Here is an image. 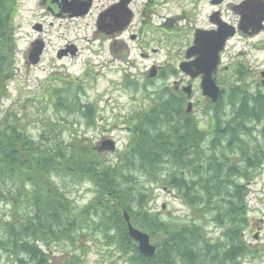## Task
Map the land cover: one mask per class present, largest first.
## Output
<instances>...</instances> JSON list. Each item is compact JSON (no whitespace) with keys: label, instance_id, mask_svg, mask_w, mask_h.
<instances>
[{"label":"trees","instance_id":"1","mask_svg":"<svg viewBox=\"0 0 264 264\" xmlns=\"http://www.w3.org/2000/svg\"><path fill=\"white\" fill-rule=\"evenodd\" d=\"M16 10L17 0H0V203L10 206L9 218L0 220V250L11 253L18 264L23 260L17 255L45 264L37 240L73 242L87 219L97 217L95 228L107 235L115 227L118 247L128 249L125 254H132L133 264H243L246 257H254L258 250L244 238L247 195L264 151L244 135L262 124L259 132L264 137V96L235 88L230 95L234 113L225 119L221 92L204 110L211 120L209 132L186 112L180 94L164 89L148 109L132 115L127 145L115 163L84 141L64 142L53 122L34 138L15 111L1 110L14 76ZM65 85L64 92L54 91V107L92 121L94 106L80 102L77 90H72L75 85ZM56 174L86 177L95 189L92 201L74 214L71 201L52 180ZM142 177L175 190L197 217L183 223L151 213L147 202L152 191L140 183ZM124 211L131 225L147 233L156 246L151 258L138 253ZM210 215L220 229L215 238L203 224Z\"/></svg>","mask_w":264,"mask_h":264},{"label":"rangeland","instance_id":"2","mask_svg":"<svg viewBox=\"0 0 264 264\" xmlns=\"http://www.w3.org/2000/svg\"><path fill=\"white\" fill-rule=\"evenodd\" d=\"M17 1L18 11L13 19L17 44L14 76L8 83V96L2 101L1 110L15 111L21 123L25 125L28 135L37 138L43 131L44 125L53 122L56 125V133L66 143L77 139L93 147L101 148L104 141L111 140L114 142V151L105 149L100 151L103 159L108 163H115L117 153L123 151L127 145L130 135L127 126L132 115L138 110L148 109L152 99H156L159 92L161 93L164 89L172 90L173 84L178 81H183L185 86L189 81L191 82L192 91L189 98L180 91L177 93L184 100L185 109L186 104L191 102V110L188 113L198 119L203 129L212 132L211 120L204 113L209 103L201 94L198 79L189 80L178 68L188 45L190 26H184L186 24L182 22L176 30L177 34L170 36L163 35L162 32H149L150 38L156 37L155 39L158 40L151 42L149 48H159V53L151 56L147 61L141 60L136 55L137 53H133V65H122L126 73L114 68L112 64L111 67L103 68L98 73V61L88 50L87 42L89 41L85 40L86 37L91 36L92 26H81L80 28L61 26L58 32L57 27L53 26L49 30L45 55L38 64L31 65L26 63L27 59L24 56L30 38L28 35L30 25L36 20H42L47 24L48 19L37 17L43 12L37 7L38 0ZM180 4L186 6L185 10L190 8L187 0H181ZM180 9L182 10V8L172 7V12L177 14L181 11ZM204 12L205 9H202L199 16L203 17ZM166 30L171 32L169 29ZM62 32L64 34L58 36ZM63 37L75 40L80 47V57L63 61L54 58L56 48L65 42ZM230 52L232 57L239 52H244V56L237 61L243 65L239 66L237 72L230 68L226 74H223V77L218 78L222 89L221 116L225 119L232 117L234 113V107L230 104V95L235 88L240 91L245 90L248 95L264 96V85L261 84L258 73L264 70V49L260 52L253 51L243 40H239ZM169 55L172 56L169 57ZM152 63L165 65L164 71L160 76L147 79L144 73ZM173 69L178 71L174 75L171 74ZM65 84L75 85L76 88L72 90H77L80 102H88L94 106L95 117L92 121L87 122L79 112H66L54 107L53 93L55 90L64 92ZM262 123L264 124V120ZM261 127L262 124H257L251 130V134L244 135V138L251 145L259 144L264 151V137L259 132ZM210 138L211 135L208 136V141ZM205 147L207 148L208 145L205 144ZM52 180L60 192L71 201L74 214L90 203L95 196L93 184L86 177L78 179L70 175L56 174L52 176ZM138 180L150 189H147L148 191H152V196L147 202L151 213H158L161 219L178 220L183 223L197 217L196 213L181 201L175 190H167L160 183L146 182L143 177ZM249 189L247 195L248 226L244 238L250 246L258 250V253L254 257H246L243 264H264V161L255 170V176L249 184ZM9 209V204L0 203L1 221L9 218ZM211 215L206 217V222L203 224L208 235L215 238L220 233V229L211 221ZM98 221L97 217L87 219L84 227L74 234L73 242L66 239L50 240L47 243L37 240L35 244L44 254V260L46 259L44 263L133 264L132 254H125L128 249L124 251L118 247L117 238L114 235L115 227L108 230L109 238L104 232L95 228ZM200 222L202 223L203 220ZM1 238H4V235L0 226ZM150 242L154 244L151 240ZM20 257L23 260L20 264L37 263L26 256L17 255L18 260ZM0 264H18V261L11 253L0 250Z\"/></svg>","mask_w":264,"mask_h":264},{"label":"flooded vegetation","instance_id":"3","mask_svg":"<svg viewBox=\"0 0 264 264\" xmlns=\"http://www.w3.org/2000/svg\"><path fill=\"white\" fill-rule=\"evenodd\" d=\"M252 1L254 4L260 2V0H187L190 8L185 10L186 6L180 4L181 0H38L37 7L43 12L37 17L48 19V23L42 20L32 22L24 56L28 59L31 51H41L38 63L40 62L47 50L49 30L53 26L57 27V32L61 26L78 28L92 26L91 38L86 37L85 40L89 41L87 42L88 50L98 61V73L103 68L111 67V64L114 68L126 73L122 65H133V53H137L136 55L143 61L159 53V48H149L151 42L158 41L156 37H149L151 31L162 32L163 35L168 36L176 35L178 26L184 22L186 24L184 26L191 27L187 45L189 48L196 46L199 35L201 40L204 37H218L221 40L223 31L227 29L232 30L233 34L225 39L218 52V65L214 74L215 83L220 88L218 78L223 77L230 68L237 72L239 66H243L237 61L244 56V52L237 53L235 57H232L230 52L239 40H243L253 51L260 52L264 49V15H260L257 22L241 23L242 8L247 6L245 3ZM172 7L182 8V10L175 14L172 12ZM202 9H205V12L203 17H200ZM84 20L85 22H81ZM239 26L246 27L241 30ZM251 26L260 27L256 29ZM166 29L171 32H167ZM61 34L64 33L58 36ZM63 39L65 42L56 48L54 58L63 61L80 57V47L75 40H68L66 37ZM186 49L179 64L185 60ZM232 61L237 63L235 67ZM164 67L165 65L161 63L150 64L144 73L145 78H151L152 73L153 77L160 76ZM261 71L263 70L258 72L259 75ZM177 72L172 70V74ZM66 75L72 77V75ZM173 85L175 92L184 93L183 81L175 82ZM221 92L220 88V94Z\"/></svg>","mask_w":264,"mask_h":264},{"label":"water","instance_id":"4","mask_svg":"<svg viewBox=\"0 0 264 264\" xmlns=\"http://www.w3.org/2000/svg\"><path fill=\"white\" fill-rule=\"evenodd\" d=\"M247 6H243L241 13V23L257 22V18L260 15H264V1L245 3ZM246 26H239V29L243 30ZM258 29L260 26H251ZM233 34L232 30H224L221 40L218 37H204L196 42L195 47H189L185 52V60L179 64V70L185 74L189 80L199 79V88L201 94L210 102L215 103L220 95V88L215 83L214 74L216 73L218 65V52L222 47L225 39ZM41 51L30 52L27 62L28 64L35 65L39 61V55ZM194 57V59H191ZM154 74H150L153 77ZM261 84L264 85V70L260 72ZM182 91L187 97H190L192 91V85L188 83L182 88ZM191 102L186 104V112L191 110ZM114 151V142L106 140L103 142L101 148ZM123 219L127 226L129 236L135 241L137 245L138 253L144 257L151 258L155 253L156 246L150 242V237L147 233L135 228L130 223V218L127 212H123Z\"/></svg>","mask_w":264,"mask_h":264}]
</instances>
